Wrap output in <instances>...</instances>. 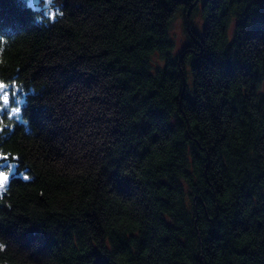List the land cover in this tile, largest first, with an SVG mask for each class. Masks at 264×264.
Segmentation results:
<instances>
[{"label":"trees","instance_id":"16d2710c","mask_svg":"<svg viewBox=\"0 0 264 264\" xmlns=\"http://www.w3.org/2000/svg\"><path fill=\"white\" fill-rule=\"evenodd\" d=\"M34 1L0 0V264H264V0L178 55L201 0Z\"/></svg>","mask_w":264,"mask_h":264},{"label":"rangeland","instance_id":"374dc122","mask_svg":"<svg viewBox=\"0 0 264 264\" xmlns=\"http://www.w3.org/2000/svg\"><path fill=\"white\" fill-rule=\"evenodd\" d=\"M38 1V0H37ZM34 1V4H38L39 1ZM49 2V1H47ZM202 6H203V0L199 2L198 7L195 9V11L191 12L189 15L190 24H192V27L194 31H196L199 35H202L204 30V19H203V13H202ZM51 14H55V11L53 8L50 9ZM187 17L183 11H177L171 22L169 27L170 36L175 44L174 53L175 55L180 54L184 46L188 43L190 39V33L188 31L187 27ZM234 25L231 27V30H233ZM161 63L159 57H154V64ZM187 84L189 89L192 91L193 89V78H192V72H191V64L187 66ZM4 92L7 93L8 100L11 95L10 87L8 86L7 89L4 91H0V112L1 109L4 107H11V102L9 100L8 104L5 105L3 96ZM18 99V98H17ZM2 101V103H1ZM19 104V103H18ZM1 156V155H0ZM4 164H7V166H4ZM3 165L4 167H0V170L7 172V168L11 167L12 169V175L16 173L15 164L8 162V161H2L0 162V166ZM4 192L0 191V194Z\"/></svg>","mask_w":264,"mask_h":264},{"label":"snow or ice","instance_id":"6c2138e0","mask_svg":"<svg viewBox=\"0 0 264 264\" xmlns=\"http://www.w3.org/2000/svg\"><path fill=\"white\" fill-rule=\"evenodd\" d=\"M49 2H51V0H49ZM8 88V85L0 82V91H4L5 89ZM4 100L5 105L8 104L9 100H8V96L7 93L4 92V96L2 97ZM19 111V109H17V112ZM8 160L7 156H0V161H6ZM12 176V169L11 167L7 168V172L0 170V191H3L6 189L10 179ZM25 179H30L29 177H24ZM0 247H3L2 245H0Z\"/></svg>","mask_w":264,"mask_h":264},{"label":"water","instance_id":"95a60500","mask_svg":"<svg viewBox=\"0 0 264 264\" xmlns=\"http://www.w3.org/2000/svg\"><path fill=\"white\" fill-rule=\"evenodd\" d=\"M191 11H192V8L189 10V12L187 13V15H186V17H187V27L188 28H190V20H189V15H190V13H191Z\"/></svg>","mask_w":264,"mask_h":264}]
</instances>
